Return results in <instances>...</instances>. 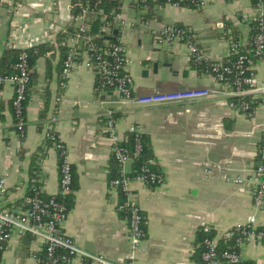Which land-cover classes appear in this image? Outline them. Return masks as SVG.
<instances>
[{"label": "crops", "instance_id": "obj_1", "mask_svg": "<svg viewBox=\"0 0 264 264\" xmlns=\"http://www.w3.org/2000/svg\"><path fill=\"white\" fill-rule=\"evenodd\" d=\"M71 2L0 3V59L6 49L24 50L46 42L56 48V53L40 58L31 69L35 78L25 108L23 133L17 129L12 109V84L0 89V180L5 181L0 208L18 209L29 195L33 186L31 158L36 151L41 159L37 182L42 193L47 197L58 193V155L48 141L51 126L65 145L77 184L64 224L66 234L88 252L128 264L132 254L129 226L117 212L121 194L110 187L113 143L105 117L112 110L121 140L128 136L129 126L142 127L151 142L154 165L164 176L157 187L131 184L133 200L146 218V238L136 250L133 264H202L194 260L199 228H213L222 237L250 216L256 217L258 227H264V208L254 206L253 187L248 181L258 163L264 111L252 117L239 114L223 95L158 107L124 105L112 91H98L95 75L86 68L75 70L66 88L61 89L62 63L56 41L57 35L72 24ZM123 13L138 22L134 28L117 30L134 60L132 74L139 94L220 88L210 74L192 67L184 45L158 42L152 29L183 25L208 58L218 61L229 56L232 27L248 47L250 24L257 15L252 0H204L199 9L154 5L147 18L149 26L140 23L144 14L126 9ZM156 60L171 67H160L153 74ZM254 69L258 81L264 83L262 66L255 63ZM146 71L150 73L148 79ZM108 92L113 93L112 100L106 99ZM42 114L46 117L41 118ZM127 169L132 171V162ZM238 177L245 181L235 183ZM35 251L36 242L30 236L14 235L0 264H39L33 258ZM239 253L245 262L264 264V245L257 240L241 245Z\"/></svg>", "mask_w": 264, "mask_h": 264}, {"label": "built area", "instance_id": "obj_2", "mask_svg": "<svg viewBox=\"0 0 264 264\" xmlns=\"http://www.w3.org/2000/svg\"><path fill=\"white\" fill-rule=\"evenodd\" d=\"M160 0H72L70 10L76 12L71 19L74 30L67 37L66 54L62 60L60 72V88L65 89L73 72L78 68H86L93 72L98 91H112L118 101L124 105L139 107H158L163 105L197 102L207 98H218L222 95L228 99L229 106L239 114L252 117L257 111H264V83L258 81L255 73V63L262 66L264 72V0H256L254 8L257 12L256 33L253 36V48L250 54L239 51L240 43H233L230 39L229 55H237L231 64L223 60L211 61L199 46L195 36L189 28L183 25L165 26L152 29V34L158 42L184 45L189 51V61L195 66H205V73L210 74L217 86L212 89H183L170 92H154L139 94L135 87L132 74L134 60L128 53L127 46L121 36L115 40L114 30L134 28L138 22L129 19L123 10H132L144 15L148 14L153 3ZM179 8L199 9L204 0H165L164 5ZM191 5V7L184 6ZM119 5V10L117 6ZM71 11V12H72ZM143 15V16H144ZM101 23V35L92 31L95 20ZM140 23L149 26L147 18H141ZM76 24V26H75ZM66 32V31H65ZM105 36L108 40L99 42ZM31 68L28 54L23 52L13 67V72L0 75V89L5 84H12L14 94L12 109L16 118V126L23 133L25 120V103L28 100ZM103 103H106L105 101ZM105 127L111 138L112 158L118 165L117 177L110 181L111 189L121 194V201L117 212L127 221L132 254L129 263L135 259V252L146 238L144 229V215L133 200L131 184L140 182L150 187H157L164 181L160 171L151 169L154 159H149L141 166L137 174L128 171L127 164L138 159L143 150L144 132L139 125H131L128 135L135 138V150L131 154L128 149L120 146L121 140L116 132V119L112 110H108L105 117ZM49 139L53 148L62 151L64 156L59 165V190L56 195L47 197L40 187L33 188L32 193L24 198L18 209L0 208V252L7 248L10 239L30 236L36 242L33 258L39 264H117L103 255L94 254L82 249L76 241L64 230V224L69 216V210L63 200L73 193V167L67 159L64 143L51 126ZM257 166L248 181L253 187L254 206L264 208V127L261 130L257 153ZM244 178L238 177L235 183L241 184ZM5 191V181L0 180V194ZM255 216H250L244 224H239L227 234L231 238L238 235L237 246L257 240L264 245V227L257 226ZM206 251L202 254L204 264H247L238 250L227 249L219 253L215 240H206Z\"/></svg>", "mask_w": 264, "mask_h": 264}, {"label": "trees", "instance_id": "obj_3", "mask_svg": "<svg viewBox=\"0 0 264 264\" xmlns=\"http://www.w3.org/2000/svg\"><path fill=\"white\" fill-rule=\"evenodd\" d=\"M1 2H3V0H0V3ZM164 2H165V0H160L159 3H156V2L153 3L152 2L151 6H150V9H149V12H148V14L144 15V18H149L150 17L154 5H163ZM252 2H253V4H255L256 0H252ZM184 6L191 7V5H187V4H184ZM117 8L119 10V5L117 6ZM72 16L73 17L76 16V12L75 11H72ZM72 24H73V22H72ZM72 24L66 26V29L64 31H61L57 35L56 43L58 45V47H57L58 49L57 50L60 53V59H61L60 65H61L62 60H63V58H64V56L66 54V51H67V46L65 45L66 39L74 30V27H73ZM250 25L252 27V30H251V33H250V39H249V43H248V47L247 48H245L243 46V44L240 42L239 32L234 30V27L231 26L233 31H234L232 33L233 43H240L239 51L241 53H243V54H250V51L253 48V39L252 38H253L254 34L256 33V30H257L256 21L253 20V22H251ZM91 28H92V31L95 34L101 35V31H100L101 30V23H100L99 20L96 19L92 23ZM106 40H108V38L105 37V36H102L101 38H99L98 41L99 42H104ZM54 51L56 53L55 45L50 43V42L38 44L36 46H33L31 48H28V49H24V50H21V49H6L4 54H3V56H2V58L0 59V75H7V74L12 73L14 65L16 64V62L18 61V58L20 57V55L23 52L28 54L29 66H30L31 69H33L36 66V63H37V61L40 58L45 57L49 53H52ZM236 58H237V55H235V54L234 55H229L227 58H225L223 60V62L225 64H231V63H233L236 60ZM192 67L194 69H196L199 73H205V66H198L197 68L195 66H192ZM59 68H60V66H59ZM60 71H61V69H60ZM34 78H35V75L33 73H31V75H30V79H31L30 86H31ZM30 86H29V89H28V95H29V91H30ZM45 100H46L45 106L48 109V107L50 105V96L47 95ZM27 103H28V100L25 103V108H26ZM43 117H46V116L42 114L41 118H43ZM48 141H49V143L52 144L50 139ZM120 146L125 147L126 149H128V151L131 154H133V152L135 150V138H134V136L128 135L120 143ZM38 153L39 152L36 151L32 155V158H31L30 181H31V184L33 186L31 188V191H30L29 194L32 193V189L33 188H37L38 189V187H39V184H38L37 181H38V175L40 173V160L41 159L39 158ZM57 155H58L59 165H61V163L63 161V158H64V156L62 154V151L59 150L57 152ZM151 158H153L151 142H150L148 136L144 135V137H143V150L141 152V155H140V157L138 159H136V160H134L132 162V172H133V174H137L139 172V169L141 168V166L144 165ZM110 166H111L110 167V169H111V180H113L114 178L117 177V174H118V165H117V162H116V160L114 158H112V160L110 162ZM150 167H151V169H153L155 171H158L156 165H151ZM73 174H74V171H73ZM75 180H76V177L74 175L73 191H76V189H77V184H76ZM73 193L63 200V202L66 204L67 209L69 211L72 208V205H73V202H74V194ZM144 218H145V215H144ZM144 229L146 231V218H145V221H144ZM229 232H231V231H229ZM227 234L222 236V237H218L216 230L213 229V228H207V227L199 228L197 230V232H196L195 241H194V248H195L194 260L196 262H201L202 264H204L203 261H202V254H203V252L206 251V244H205L206 240H215L216 243H217V249H218L219 253H222L223 251H225L227 249H234V250H238L239 251V247L237 246L238 235L236 234V235L232 236L231 238H229V237H227ZM1 256H2V253L0 252V260H1ZM246 263L247 264H252L250 262H246Z\"/></svg>", "mask_w": 264, "mask_h": 264}, {"label": "water", "instance_id": "obj_4", "mask_svg": "<svg viewBox=\"0 0 264 264\" xmlns=\"http://www.w3.org/2000/svg\"><path fill=\"white\" fill-rule=\"evenodd\" d=\"M118 35H119V31L116 29V30H114V36L111 37L110 39L111 40H115ZM147 63H152V61H147ZM160 67H163V68L168 67V68H170L171 65L169 63L161 62L159 60H156V61L153 62V74H157L158 69ZM149 77H150V73H149V71H146L145 72V78L148 79ZM105 97H106L107 100H112L113 99V93L108 92V93L105 94Z\"/></svg>", "mask_w": 264, "mask_h": 264}, {"label": "rangeland", "instance_id": "obj_5", "mask_svg": "<svg viewBox=\"0 0 264 264\" xmlns=\"http://www.w3.org/2000/svg\"><path fill=\"white\" fill-rule=\"evenodd\" d=\"M149 41L152 40V36L151 37H148ZM152 47V46H151ZM133 51H136L135 48L132 49Z\"/></svg>", "mask_w": 264, "mask_h": 264}]
</instances>
